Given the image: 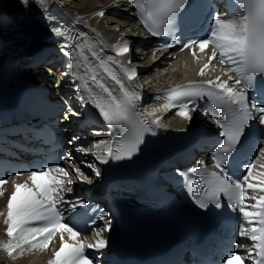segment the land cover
<instances>
[{"label":"snow or ice","instance_id":"1","mask_svg":"<svg viewBox=\"0 0 264 264\" xmlns=\"http://www.w3.org/2000/svg\"><path fill=\"white\" fill-rule=\"evenodd\" d=\"M31 2L32 0H20L24 6H30ZM35 2L38 6L46 4V0ZM131 3L144 28L155 37L170 35L174 31L176 17L184 10L188 0H131ZM234 3L238 6V13H230L226 18L214 13L208 35L200 39H189L182 48L198 47L204 52L211 45L213 51L209 62L200 69L199 74L205 75L212 61L218 60L220 64L228 66L229 72L235 74L234 77L229 76L228 80L241 85L239 89L217 77L216 80H208L206 84L172 88L163 97L157 98L164 101L162 104L141 111L136 106L141 99L140 94L126 86L111 65H116L128 81L135 79L136 69L124 66L112 56L101 57L95 44L87 38L76 44L72 51L66 52V55L73 61L69 65L72 69L70 75L74 83L79 81L75 87L80 93L81 106L91 104L105 124L118 127L122 133L116 140H102L93 146L96 151L104 149L103 155L96 156L102 164L108 163L109 159H131L143 144L145 134L151 132L155 135L152 125L157 128L163 126L157 113L175 108L176 115L191 121L190 113L196 111L197 101L205 98L220 110L224 119H215V123L220 129L219 136L223 139L211 153L213 166L219 172H208L205 161L201 160L200 168L189 170L200 179H189L187 173L181 175L200 208H207L209 204L219 208L223 197L233 209L242 214L244 222L239 225L238 234L251 240L252 246L246 255L233 252L223 258L221 264H245L247 259H251L252 264H264V195H248L249 189L264 192V173L253 177L252 170L256 165L249 162L246 174L237 179L225 167L229 158L242 145L245 129L250 122L256 121L258 125L264 126V105L251 101L247 95L257 76L264 77V0H234ZM97 15L103 16L104 13L98 12ZM52 30L58 33L57 29ZM175 44L174 40L163 47L172 48ZM113 47L117 56H126L130 51L127 42ZM86 53H90L98 63H92ZM106 79L113 81L119 88L111 87ZM254 112L256 115H253ZM69 115L78 116L79 113L69 106L64 118L68 119ZM148 117L152 119L149 120ZM258 131L261 139H264V127H260ZM73 139L77 140L79 137ZM77 150L81 153L86 151L84 147ZM92 154L96 155V152L93 151ZM87 167L97 177L100 176V170L94 164L89 163ZM75 174L82 181L92 183L80 168H75ZM27 175L31 185L28 182L15 184L7 202V212H0V216L6 217L4 224L9 237L7 242L0 241V250L13 257L17 252L23 255L25 251L47 249L50 241L60 233L61 245L48 264H93V260L85 255V249L102 251L108 246V241L104 238H98L94 243L81 240L80 231L66 222V212L87 207L80 200L66 201L61 195L64 191H72L71 187H66L73 183L70 172L63 167H48L30 170ZM250 178L255 179L256 183H251ZM7 182L0 179V195H3V185ZM248 199L255 203L246 205L245 201ZM62 204H68L69 207L62 209ZM98 219L104 221V224L95 234L96 237H102L105 231L111 229V222L107 220L106 213H101ZM65 233L71 243L65 241Z\"/></svg>","mask_w":264,"mask_h":264},{"label":"bare ground","instance_id":"2","mask_svg":"<svg viewBox=\"0 0 264 264\" xmlns=\"http://www.w3.org/2000/svg\"><path fill=\"white\" fill-rule=\"evenodd\" d=\"M110 8L111 0H46L44 6H38L35 0H32L30 6L22 5L20 0H0V64L4 58L10 55L20 59L22 63L27 62L37 52L48 48L49 44L53 43V37L77 43H81L87 38L96 47H101L110 54L113 53L114 49L111 48V45L118 39L124 37L133 40L138 38V35L132 33L124 25L125 18L117 22L114 18L97 15L98 12L108 11ZM53 28L57 29L59 34L53 31ZM155 60L156 57L151 56L144 59V63L149 65ZM193 69L192 65H183V62H180L171 66L165 78L170 75H173L172 80L192 77ZM25 71V69H19L20 73L22 72L24 75L27 73L29 78L38 80L41 77L40 74ZM70 72H68L69 75ZM165 81L166 79H160L159 84H164ZM73 101L75 102L76 99ZM75 107L77 109L76 105ZM83 110H86V107ZM175 122L182 126L177 120ZM96 143L92 144L90 152H96L93 164L102 170L107 163H100L96 156L103 155L104 149L96 151L93 147ZM85 170L90 174V177H97L91 169L85 167ZM254 173L255 176L264 173V152L257 162ZM248 195L257 196L259 191H252ZM2 227L0 218V241L6 242L7 237L3 234ZM119 235L120 231L111 227L109 231L103 233L102 238L108 241L107 247H111L119 244ZM45 256L44 252L33 254L25 251L23 255H20L19 252L13 254V258L0 250V257L8 260L11 264H45Z\"/></svg>","mask_w":264,"mask_h":264},{"label":"rangeland","instance_id":"3","mask_svg":"<svg viewBox=\"0 0 264 264\" xmlns=\"http://www.w3.org/2000/svg\"><path fill=\"white\" fill-rule=\"evenodd\" d=\"M17 27L19 26V25H16Z\"/></svg>","mask_w":264,"mask_h":264}]
</instances>
